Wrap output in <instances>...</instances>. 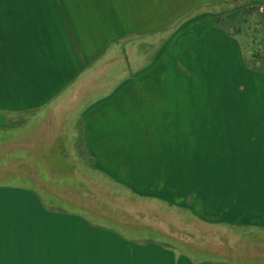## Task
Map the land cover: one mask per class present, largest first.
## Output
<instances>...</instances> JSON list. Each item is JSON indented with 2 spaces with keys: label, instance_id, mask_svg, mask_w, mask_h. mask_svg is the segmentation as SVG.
<instances>
[{
  "label": "crops",
  "instance_id": "1",
  "mask_svg": "<svg viewBox=\"0 0 264 264\" xmlns=\"http://www.w3.org/2000/svg\"><path fill=\"white\" fill-rule=\"evenodd\" d=\"M22 1L0 0V175L8 176L4 171L11 168L18 177L17 184L0 177V217L9 215L12 204L23 213L31 207L32 216L39 217L36 224L65 217L59 224L69 229L71 264H85L88 257L95 264L105 263L106 252L108 262L116 264L118 253L129 264H243L241 258L248 256L264 264V243L244 239L246 232L264 235V209L246 207L238 210L241 219L233 218V208H245L241 201L229 197L214 208L212 199L203 197L201 174L195 181L187 169L192 154L185 139L189 126L171 117L169 105H164L157 117L166 122L161 118L165 114L170 122L159 144L142 120L150 98L141 102V92L127 91L144 90L146 83L122 87L125 92L115 82L95 83L100 94L75 103L90 89L87 76L102 72L90 68L117 48L115 40L125 31L138 37L157 28L169 30L186 24L193 10L221 0H44L32 3L41 5L33 8L32 16L25 15ZM119 24L130 27L122 32L116 30ZM124 102V111L138 106L140 130L122 134L123 125L116 126ZM45 154L60 161L65 177L45 170L57 167L52 162L42 166L50 160ZM48 195L68 200V211L51 209ZM118 225L146 234L127 236ZM200 225L218 233H200ZM208 235L217 242L201 243ZM186 244L218 251L224 258L198 260L186 253Z\"/></svg>",
  "mask_w": 264,
  "mask_h": 264
},
{
  "label": "rangeland",
  "instance_id": "2",
  "mask_svg": "<svg viewBox=\"0 0 264 264\" xmlns=\"http://www.w3.org/2000/svg\"><path fill=\"white\" fill-rule=\"evenodd\" d=\"M42 1L23 0L25 15L32 16L33 8L41 7L32 3ZM215 3L193 10L186 17V24L171 25L169 33L166 28H157L154 32L144 31L138 37L129 36L125 31L129 25H117L116 30L125 31L121 38L115 40L117 48L96 60L90 70L102 68V72L87 76L85 80L90 89L80 94L75 103L80 104L100 94L102 89L97 88L100 82H106L107 86L118 83L121 85L118 91L123 92L126 88L122 87L129 84L146 83L144 90L132 88L127 91L141 92L138 95L143 98L141 102L150 98L146 99L150 109L143 110L141 114L144 116L142 120L149 125V131L154 133V139H159V144L163 143L160 138L167 132L164 127H168L170 119L164 114L161 118L166 122H160L157 116L159 108L169 105L166 111L171 117H177L184 127L189 126L185 128V139L188 148H192V154L187 157V169L192 171L195 181L200 180L198 174H201L203 197L212 199L214 208L229 197L236 203L241 201L245 208H233L236 215L231 213L233 218H240L242 214L238 210L247 211V208L256 206L264 209V0H221ZM42 12L48 15L46 11ZM211 17L213 20L208 22ZM109 28L115 29L113 26ZM41 49L43 54L48 53L46 46ZM158 85L162 86L158 92L147 89ZM127 105L128 102L121 105L120 115L114 120L117 127L120 124L124 126L122 134L141 127V119H137L140 116L138 106L124 111ZM115 114L117 111L112 113V117ZM45 155L50 159V154ZM51 162L57 167L53 170L46 168L47 172H55L58 177L67 175L60 161L50 159L42 166ZM9 170L4 171V175L8 172L10 175L2 177V173L0 177L17 184L16 170ZM155 191L160 190L156 188ZM48 198L51 209L59 207V210L68 211V200H57L54 195H48ZM203 203L210 207L209 201L203 200ZM32 211L31 207L24 213L17 211L16 205L12 204L7 211L9 215L0 217V231L3 230L0 232V264H71L69 229L59 224L65 217L59 215L52 223L43 219L36 224L39 217H33ZM197 228L200 233L208 229L218 233L213 227L200 225ZM117 230L127 236L146 234L142 229L123 225H118ZM246 235L244 239L264 243L262 234L246 232ZM200 239H206L201 243L207 245L211 240L217 242L216 237L209 235ZM184 250L198 260L211 255V258H224V254L218 251L195 248L190 244H186ZM123 254L118 253L117 264H129L121 258ZM103 257L106 262L100 264H116L108 262L107 252ZM251 258H241V262L263 264L261 259ZM93 259L88 257L85 264H95ZM77 260L81 263L79 258Z\"/></svg>",
  "mask_w": 264,
  "mask_h": 264
}]
</instances>
